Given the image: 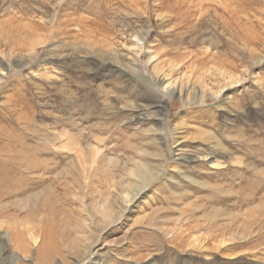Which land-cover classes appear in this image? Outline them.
<instances>
[{
  "label": "rangeland",
  "instance_id": "1",
  "mask_svg": "<svg viewBox=\"0 0 264 264\" xmlns=\"http://www.w3.org/2000/svg\"><path fill=\"white\" fill-rule=\"evenodd\" d=\"M5 231L55 264H264V0H0L14 264Z\"/></svg>",
  "mask_w": 264,
  "mask_h": 264
},
{
  "label": "bare ground",
  "instance_id": "2",
  "mask_svg": "<svg viewBox=\"0 0 264 264\" xmlns=\"http://www.w3.org/2000/svg\"><path fill=\"white\" fill-rule=\"evenodd\" d=\"M159 83V82H158ZM173 92H176V91H174V89H170V90H168V93L169 94H173ZM157 112V111H156ZM138 113V112H137ZM155 116V114H147L146 116H145V120H151V119H153V118H155L154 117ZM138 119V118H137ZM139 120H140V118H139ZM159 120V119H158ZM163 120H164V118H163ZM162 120V121H163ZM138 121V120H137ZM162 131H163V128L160 130V131H158V133L160 132V134L162 133ZM157 132V131H156ZM199 156V155H198ZM208 156V154L207 155H202L201 157H196L195 159H199V158H202V159H205L206 157ZM181 157H183L182 155H181ZM37 159V158H36ZM40 160V159H39ZM33 161V162H31V163H28V164H26L25 166H24V168L28 171V173H32V171H34V169L35 168H37V166L39 167L40 165V163H41V161ZM211 162V161H210ZM8 166V168L10 169L11 167H14L13 165H7ZM43 166V165H42ZM137 167H138V165H137ZM25 171V170H24ZM23 171V172H24ZM134 176H135V178H136V184L134 185V187H133V189H132V197H130L131 199L132 198H135V197H137L138 195H139V193L142 191V189L148 184V183H150L155 177H157L159 174H160V170H159V168L158 167H153L152 165H144V166H139L138 167V169H136L135 171H133V173H132ZM41 176V175H40ZM43 177V176H42ZM34 179H36V181H37V183L36 184H40L41 182H43L44 180V178H41V177H38L37 178V176L36 177H33V179L32 180H34ZM135 180V179H134ZM35 180L34 181H31V182H36ZM2 225V224H1ZM24 230V229H23ZM16 237H14V235H13V233L11 232V231H5V233L3 234V237H2V241H3V251H5L6 250V252H10L11 253V257L13 258V260L15 261V263L14 264H17L18 262H20V261H28V262H26L27 264H37V263H35L36 261H32V260H37V262L38 261H40L41 263L42 262H44V264H55L54 262V260H53V258H52V254H53V257H54V255L56 254V249H55V247L52 245V244H50L49 243V241H48V243L47 242H45L44 240V238H40V240L38 241L37 240V237H35V236H33V234L31 233H29V234H27V239L28 240H30L29 242H28V244H30V246L29 245H26L27 247L29 246V248L27 249V247H25V244L24 245H22L21 243H20V241L17 243L16 242V239H15ZM24 238V237H23ZM61 239V238H60ZM18 240V239H17ZM20 240V239H19ZM25 240V239H24ZM57 240V239H56ZM23 241V240H22ZM37 242H39V245L38 244H36ZM57 242V241H56ZM27 243V242H26ZM56 244V243H55ZM35 246L36 247V245H38L37 246V248L38 249H36V250H38V253L36 252L35 254H37L36 255V257L34 258V259H29V257H28V252H29V250L31 249V246ZM17 249V250H15L14 251V249ZM26 249V250H25ZM33 250V249H32ZM26 251H27V253H26ZM31 252V251H30ZM89 254V253H88ZM32 261V262H30V261ZM52 260L54 261L53 263H52ZM30 262V263H29ZM51 262V263H50ZM43 264V263H42ZM56 264H64V263H62V262H56Z\"/></svg>",
  "mask_w": 264,
  "mask_h": 264
}]
</instances>
